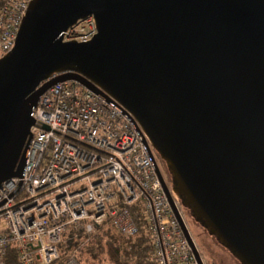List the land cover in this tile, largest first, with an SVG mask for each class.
I'll use <instances>...</instances> for the list:
<instances>
[{
  "label": "water",
  "instance_id": "95a60500",
  "mask_svg": "<svg viewBox=\"0 0 264 264\" xmlns=\"http://www.w3.org/2000/svg\"><path fill=\"white\" fill-rule=\"evenodd\" d=\"M89 16L97 34L63 42ZM65 81L130 119L200 264L172 192L240 264H264V0H33L0 58V184L23 177L33 109Z\"/></svg>",
  "mask_w": 264,
  "mask_h": 264
},
{
  "label": "built area",
  "instance_id": "2783aa9c",
  "mask_svg": "<svg viewBox=\"0 0 264 264\" xmlns=\"http://www.w3.org/2000/svg\"><path fill=\"white\" fill-rule=\"evenodd\" d=\"M32 1L0 0V58L14 48ZM96 34L89 16L60 37L86 43ZM32 116L24 175L0 184V264L10 247L20 264L54 263L70 228L89 240L109 222L122 236H134L137 213L156 264H200L141 135L121 110L65 81L40 97ZM64 264H79L76 250Z\"/></svg>",
  "mask_w": 264,
  "mask_h": 264
},
{
  "label": "trees",
  "instance_id": "16d2710c",
  "mask_svg": "<svg viewBox=\"0 0 264 264\" xmlns=\"http://www.w3.org/2000/svg\"><path fill=\"white\" fill-rule=\"evenodd\" d=\"M156 158L163 175L167 176L165 162L157 154ZM135 218L139 227L138 233L131 237L119 234L109 222L99 226L97 233L89 240L81 231L68 229L58 246L59 259L52 264H64L75 250L79 264H156L152 258L151 243L143 219L138 213ZM201 243L210 254L215 253L214 243L206 245L204 240ZM212 260L210 264H219L216 258ZM6 264H20L15 247L9 248Z\"/></svg>",
  "mask_w": 264,
  "mask_h": 264
},
{
  "label": "rangeland",
  "instance_id": "374dc122",
  "mask_svg": "<svg viewBox=\"0 0 264 264\" xmlns=\"http://www.w3.org/2000/svg\"><path fill=\"white\" fill-rule=\"evenodd\" d=\"M190 232L191 235L198 247V250L200 251L201 257L204 261L205 264H210V262L212 263V259H217V261L219 262V264H240V262L238 260H236L231 254L230 252H228L227 250H225L222 246H220L216 240H214L213 238H211L204 230H202L201 228L197 227L194 223H190ZM204 240V242L206 243V245L208 244H213L214 245V249H215V253H209L204 246L202 245V241ZM213 249V247H212ZM214 263V262H213Z\"/></svg>",
  "mask_w": 264,
  "mask_h": 264
},
{
  "label": "flooded vegetation",
  "instance_id": "af4514ba",
  "mask_svg": "<svg viewBox=\"0 0 264 264\" xmlns=\"http://www.w3.org/2000/svg\"><path fill=\"white\" fill-rule=\"evenodd\" d=\"M165 179H166L168 185L170 186L171 183H170V180H169L168 175L165 176ZM177 206H178V209L180 210V213H181V215H182V217H183V219H184V221H185V223H186V225H187L189 231H190V223H191V222L194 223L197 227H199V228H201V229L203 230V228H202L200 225L196 224V223L193 221V219L190 217L188 211L185 209V207L182 205V203H181V201H180L179 199H178V205H177ZM190 233H191V232H190Z\"/></svg>",
  "mask_w": 264,
  "mask_h": 264
}]
</instances>
